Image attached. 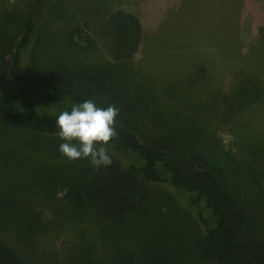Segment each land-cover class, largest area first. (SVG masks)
Returning <instances> with one entry per match:
<instances>
[{"label":"trees","instance_id":"obj_1","mask_svg":"<svg viewBox=\"0 0 264 264\" xmlns=\"http://www.w3.org/2000/svg\"><path fill=\"white\" fill-rule=\"evenodd\" d=\"M54 1L39 3L36 14L24 22L15 42L5 44V52L9 53L5 74L11 80L12 90L0 92V264H36L27 257L25 242L43 228L46 239L39 253L41 264H164L160 259L155 261V256L143 263L140 257L145 256L144 248L126 234L124 237L115 224L140 213L152 195L151 186L156 184L188 196L189 207L196 211L197 223L203 231L204 261L264 264L263 247H242L238 243L248 221L247 210L236 198L250 200V206L256 207L250 224L255 232L264 233V186L263 191L255 188L264 172V132L258 142L248 147L249 160L241 159L238 165L233 164L235 167L224 169L213 159L202 160L180 150L179 131L171 124L161 123L154 108L156 101L163 110L170 108L174 88H178L184 109H191L190 87L202 82L205 70L197 60L192 71H185L184 78L178 76L163 86V96L157 94L150 79L149 86L142 82L133 84L118 105L117 136L107 147L119 157L132 158L134 162L123 166L112 159L110 166L97 170L89 159H78L77 167L62 166L64 162L59 161L66 157L58 149L64 141L56 135L55 126L59 113L87 99L102 107L115 105L117 93L106 77L90 78L86 84L74 81L70 75H51L43 68L28 67L26 55L39 17ZM81 1L86 3L88 16L93 17L90 25H100L101 33L114 44V60L131 57L142 34L138 19L130 13L115 11L113 0ZM4 26L0 25L2 32ZM205 90L206 104L212 110L209 116L215 121L222 96L207 82ZM72 171H76L74 182L69 180L68 173ZM13 172H17L16 186L31 208L26 201L24 209L8 218L13 215L7 216L3 183ZM59 185H76L85 194L89 206L70 193L59 197ZM80 204L87 207L86 215L83 219H73L74 209ZM96 240L107 246L96 249ZM173 264L182 263L175 260Z\"/></svg>","mask_w":264,"mask_h":264},{"label":"rangeland","instance_id":"obj_2","mask_svg":"<svg viewBox=\"0 0 264 264\" xmlns=\"http://www.w3.org/2000/svg\"><path fill=\"white\" fill-rule=\"evenodd\" d=\"M42 1L0 2V23L6 25L3 32L0 30V92L12 90L5 74L9 59L5 44L15 42L24 22L36 14ZM112 5L115 11L130 13L140 23L142 34L131 57L114 60V44L101 33L100 25H90L93 17L88 16L84 1L55 0L39 17L26 55L28 67L43 68L51 75H70L74 81L86 84L90 78L106 77L113 83L118 107L136 83L149 86L152 80L157 94L163 96V86L178 76L184 78L185 71H192L197 60L205 70L202 82L190 84L191 109H184L180 90L174 88L170 108L163 110L157 101L154 105L161 123L173 125L180 133L179 149L199 159H213L224 169L235 167L233 164L238 165L241 159L249 160L248 147L264 132V0H113ZM205 82L222 96L215 121L209 116L212 110L206 104ZM101 94L108 98L103 91ZM160 99L165 103V97ZM109 155L123 166L134 162L110 150ZM79 161L66 158L59 162L69 169L77 167ZM16 173L3 183L7 216L13 215L8 218L24 209L27 201L16 186ZM68 174L74 182L76 171ZM262 177L264 172L256 181L257 191H263ZM65 193L89 206L76 185H59V197ZM151 193L140 213L115 222L124 237L126 234L144 248L141 261H152L155 256V261L160 259L164 264L175 260L209 264L201 256L203 231L196 211L189 207L188 196L163 184L151 186ZM236 198L247 210L248 221L239 235V245L264 248V233L255 232L250 224L256 207L250 206V200ZM26 204L31 208L28 201ZM81 204L75 207L73 219L86 215L87 207ZM43 232L44 228L25 242V253L36 264H41L39 253L46 239ZM94 246L100 250L107 244L96 240Z\"/></svg>","mask_w":264,"mask_h":264},{"label":"clouds","instance_id":"obj_3","mask_svg":"<svg viewBox=\"0 0 264 264\" xmlns=\"http://www.w3.org/2000/svg\"><path fill=\"white\" fill-rule=\"evenodd\" d=\"M118 115L115 105L98 106L92 99L61 111L55 120L56 135L64 141L59 152L70 161L89 159L97 170L110 166L112 159L107 146L117 136Z\"/></svg>","mask_w":264,"mask_h":264}]
</instances>
